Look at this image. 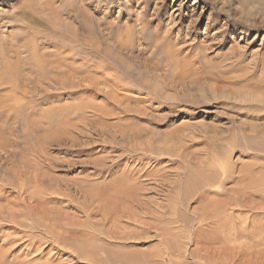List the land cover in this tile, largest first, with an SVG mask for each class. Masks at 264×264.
<instances>
[{
    "label": "rangeland",
    "instance_id": "1",
    "mask_svg": "<svg viewBox=\"0 0 264 264\" xmlns=\"http://www.w3.org/2000/svg\"><path fill=\"white\" fill-rule=\"evenodd\" d=\"M53 233L264 264V0H0V264Z\"/></svg>",
    "mask_w": 264,
    "mask_h": 264
},
{
    "label": "bare ground",
    "instance_id": "2",
    "mask_svg": "<svg viewBox=\"0 0 264 264\" xmlns=\"http://www.w3.org/2000/svg\"><path fill=\"white\" fill-rule=\"evenodd\" d=\"M213 180V179H212ZM124 183V182H123ZM131 183H129V185H130ZM207 184V183H206ZM116 185H118V184H116ZM127 185H128V183H127ZM126 185V186H127ZM210 185V184H209ZM114 186V185H113ZM125 186V187H126ZM193 186V185H192ZM113 188H115V186L114 187H112V189ZM118 188V187H117ZM124 188V187H123ZM131 188H133V187H131ZM137 188H138V185H137ZM136 188V189H137ZM119 189H120V187H119ZM127 189H128V187H127ZM134 189H135V187H134ZM135 189V190H136ZM129 190V189H128ZM119 191V190H118ZM130 191V190H129ZM117 192V191H116ZM119 192H121V191H119ZM137 192V191H136ZM114 193H115V191H114ZM126 193H128V192H126ZM92 194V193H91ZM94 194V193H93ZM124 195V194H123ZM119 196V195H118ZM120 198V197H119ZM122 200V199H121ZM98 202V201H97ZM118 202H119V199H118ZM130 202V201H129ZM91 205V204H90ZM229 206V205H228ZM90 208H92V207H90ZM95 208V207H94ZM212 208V207H211ZM103 209H105V208H103ZM211 210V209H210ZM209 210V211H210ZM60 211H62V210H60ZM105 211V210H104ZM206 211V210H205ZM99 212V211H98ZM206 212H208V210L206 211ZM91 213V212H90ZM103 213V212H102ZM106 213V212H105ZM122 214V213H121ZM87 215H88V213H87ZM94 215V214H93ZM110 215V214H109ZM114 215H116V214H114ZM117 215H119V214H117ZM116 215V216H117ZM205 215V214H204ZM86 216V215H85ZM90 216V215H89ZM88 216V217H89ZM95 216V215H94ZM131 216V215H130ZM96 217H97V215H96ZM96 217H95V220H98V219H96ZM110 217V216H109ZM118 217V216H117ZM117 217H116V220H117ZM135 217V216H134ZM134 217H132V219H134ZM138 217V216H137ZM93 218V217H92ZM103 218H104V215H103ZM111 218V217H110ZM123 218V217H122ZM130 218V217H129ZM83 219V218H82ZM88 219V218H87ZM94 219V218H93ZM112 219V218H111ZM90 220H91V218H90ZM108 220V219H107ZM113 220H115V218H113ZM88 221V220H87ZM92 221V220H91ZM99 221V220H98ZM111 221V220H110ZM94 222H96V221H94ZM126 222V221H125ZM78 223V222H77ZM79 223H81V222H79ZM85 223V222H84ZM86 223H88V222H86ZM92 222H90V224H91ZM117 223V222H116ZM89 224V223H88ZM89 224V226L91 227V225ZM93 225H92V227L93 228H95L94 227V223H92ZM108 224H109V222H108ZM129 224V223H128ZM127 224V225H128ZM99 225V224H98ZM104 225V224H103ZM54 226V225H53ZM66 226V225H65ZM88 226V225H87ZM109 226V225H108ZM55 227V226H54ZM67 227V226H66ZM105 227V226H104ZM56 228H57V226H56ZM85 228V227H84ZM102 228V227H101ZM68 229V228H67ZM77 229V228H76ZM96 229V228H95ZM94 229V230H95ZM110 229V228H109ZM71 230V231H70ZM69 230V232H70V234H71V232H76V230L75 229H70ZM78 230V229H77ZM87 230H88V228H87ZM68 231V230H67ZM100 231V230H99ZM111 231H113V230H111ZM139 231V230H138ZM142 231V230H141ZM140 231V232H141ZM57 232V231H56ZM78 232H79V230H78ZM103 232V231H102ZM102 232H100L101 234H102ZM104 233V232H103ZM121 233V232H120ZM67 234H69V233H67ZM72 234H74V233H72ZM109 234V233H108ZM79 235V234H78ZM103 235V234H102ZM104 236H106L107 237V235L105 234ZM136 236H138V234L136 235ZM61 233H53L52 235H51V238L53 239V242H55V243H57V244H59V245H63V246H61V247H63V248H67V249H69V250H72L73 252H78V253H80V254H82V256L84 255V258H85V260L87 261V260H89V262H90V264H119V263H121V264H157V262L158 263H160V259H162V256L163 255H160V254H158V256L157 255H155L154 254V257L152 256V258H153V260H154V262L152 261V259H150V258H146V259H143V257H142V253H138V251H136V253L134 252V253H127V250H123V249H121L119 252H117V251H113V252H111L113 249H111V251L109 252L110 253V255L109 256H107L106 254H105V260L103 259V258H101V259H98V258H96L97 256L99 257V255H98V251H97V255L95 254V247H93V246H90V244H92V241H91V238L89 239H86V241H85V243L87 244V245H83V244H81L80 245V247L77 245V242L79 241V242H82L83 241V239H81V238H74L73 240L70 238V239H68V240H61ZM65 237H67L68 238V236H65ZM89 237V236H88ZM94 237H95V234H94ZM109 237H112V239H113V236H110L109 235ZM117 237V236H116ZM141 237V236H140ZM83 238H86V236L85 237H83ZM118 238V237H117ZM101 239V238H100ZM100 239L98 240V241H100ZM106 239V238H105ZM108 239V238H107ZM120 239V238H119ZM137 239V238H136ZM141 239V238H140ZM93 240V239H92ZM117 240V239H116ZM116 240H115V242H116ZM122 240V239H121ZM94 242H96L95 241V239L93 240ZM111 241V240H110ZM134 243H137L136 241H135V239L134 240H132ZM132 241L131 242H129V243H132ZM104 242H105V240H104ZM113 242V241H112ZM108 244H109V242H108ZM111 244V243H110ZM114 244V243H113ZM113 244H111V245H113ZM118 244H120L119 243V241H118ZM128 244V243H127ZM102 245V244H101ZM58 246V245H57ZM127 246V245H126ZM109 247V245L108 246H106V248L107 249H109L108 248ZM123 247V246H122ZM121 247V248H122ZM103 249V248H102ZM116 250L117 249H120L119 248V246L117 247V248H115ZM110 250V249H109ZM123 250V252H121ZM126 251V253H124ZM133 251V250H132ZM68 252H70V251H68ZM130 252V251H129ZM140 252V251H139ZM108 253V254H109ZM168 254H170V253H168ZM78 255V254H77ZM101 255V254H100ZM171 255V254H170ZM160 256V257H159ZM103 257V256H102ZM54 258V257H53ZM172 258V257H171ZM49 260V259H48ZM172 260V259H171ZM157 261V262H156ZM26 263V262H25ZM162 264H164V262H161ZM179 264V263H178Z\"/></svg>",
    "mask_w": 264,
    "mask_h": 264
}]
</instances>
